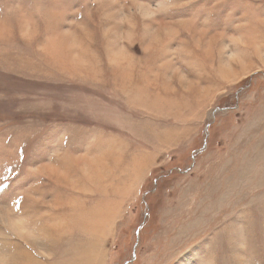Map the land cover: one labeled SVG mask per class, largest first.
<instances>
[{
  "label": "rangeland",
  "instance_id": "obj_1",
  "mask_svg": "<svg viewBox=\"0 0 264 264\" xmlns=\"http://www.w3.org/2000/svg\"><path fill=\"white\" fill-rule=\"evenodd\" d=\"M0 264H264V0H0Z\"/></svg>",
  "mask_w": 264,
  "mask_h": 264
},
{
  "label": "bare ground",
  "instance_id": "obj_2",
  "mask_svg": "<svg viewBox=\"0 0 264 264\" xmlns=\"http://www.w3.org/2000/svg\"><path fill=\"white\" fill-rule=\"evenodd\" d=\"M33 242V241H32ZM30 244V243H29ZM26 255V254H25ZM30 257V256H29ZM27 263V262H26Z\"/></svg>",
  "mask_w": 264,
  "mask_h": 264
}]
</instances>
